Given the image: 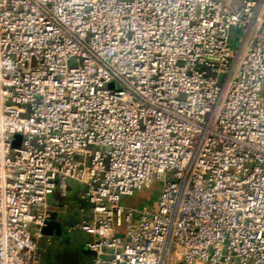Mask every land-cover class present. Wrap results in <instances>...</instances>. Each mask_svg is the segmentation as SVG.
<instances>
[{
  "label": "built area",
  "instance_id": "2783aa9c",
  "mask_svg": "<svg viewBox=\"0 0 264 264\" xmlns=\"http://www.w3.org/2000/svg\"><path fill=\"white\" fill-rule=\"evenodd\" d=\"M69 180L91 264H264V0H0V264Z\"/></svg>",
  "mask_w": 264,
  "mask_h": 264
},
{
  "label": "crops",
  "instance_id": "0c3cea01",
  "mask_svg": "<svg viewBox=\"0 0 264 264\" xmlns=\"http://www.w3.org/2000/svg\"><path fill=\"white\" fill-rule=\"evenodd\" d=\"M67 196L63 197L61 190H57L56 193L50 197L49 204L50 209L53 211L52 220L57 221L62 226L61 236L57 235V232L53 236L48 237L49 243L45 242L41 245L37 257L39 264H47L46 256L50 252L55 243L58 244L59 255L64 256L66 246L71 245L72 240L68 238L69 234L73 233H84L85 232L77 229L69 231V228L76 227L81 224L84 219V214L90 213L92 211V206L81 199V194L84 192V187L77 182L67 181ZM90 236L85 243L87 248L88 242L91 241L92 236ZM50 247V248H49ZM92 263V254L87 248L85 264Z\"/></svg>",
  "mask_w": 264,
  "mask_h": 264
},
{
  "label": "rangeland",
  "instance_id": "374dc122",
  "mask_svg": "<svg viewBox=\"0 0 264 264\" xmlns=\"http://www.w3.org/2000/svg\"><path fill=\"white\" fill-rule=\"evenodd\" d=\"M162 183L155 181L154 184L144 189L143 191L136 193L132 197L124 198L123 204L127 206L135 207H149L155 208L157 201L160 196ZM90 236L84 233H73L69 234L68 238L72 240L71 245L66 246L64 249L66 253L64 256L59 255L58 244L50 248V252L47 253L46 261L47 264H85L87 248L85 243ZM178 258L175 253L172 254L171 263L175 264Z\"/></svg>",
  "mask_w": 264,
  "mask_h": 264
},
{
  "label": "water",
  "instance_id": "95a60500",
  "mask_svg": "<svg viewBox=\"0 0 264 264\" xmlns=\"http://www.w3.org/2000/svg\"><path fill=\"white\" fill-rule=\"evenodd\" d=\"M18 145V144H16ZM15 146V144H14ZM57 232L58 236L62 234V226L59 222L51 220L47 223V226L43 229V233L47 237H51L54 233Z\"/></svg>",
  "mask_w": 264,
  "mask_h": 264
}]
</instances>
